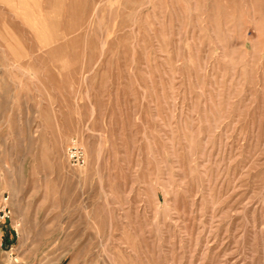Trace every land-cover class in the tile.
Returning a JSON list of instances; mask_svg holds the SVG:
<instances>
[{"label": "rangeland", "instance_id": "rangeland-1", "mask_svg": "<svg viewBox=\"0 0 264 264\" xmlns=\"http://www.w3.org/2000/svg\"><path fill=\"white\" fill-rule=\"evenodd\" d=\"M4 197L0 264H264V0H0Z\"/></svg>", "mask_w": 264, "mask_h": 264}, {"label": "built area", "instance_id": "built-area-1", "mask_svg": "<svg viewBox=\"0 0 264 264\" xmlns=\"http://www.w3.org/2000/svg\"><path fill=\"white\" fill-rule=\"evenodd\" d=\"M67 161L74 169H82L86 165V157L82 148L76 141H72L67 150ZM7 197L0 202V222L5 223L10 219V209L7 205Z\"/></svg>", "mask_w": 264, "mask_h": 264}, {"label": "trees", "instance_id": "trees-1", "mask_svg": "<svg viewBox=\"0 0 264 264\" xmlns=\"http://www.w3.org/2000/svg\"><path fill=\"white\" fill-rule=\"evenodd\" d=\"M3 241H4L3 244L8 243L9 242L8 237L7 236H4Z\"/></svg>", "mask_w": 264, "mask_h": 264}]
</instances>
